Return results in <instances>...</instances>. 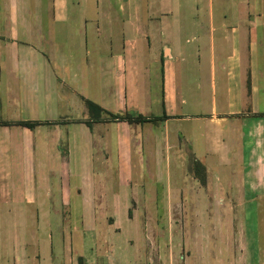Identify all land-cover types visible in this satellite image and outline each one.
<instances>
[{"label": "crops", "instance_id": "crops-1", "mask_svg": "<svg viewBox=\"0 0 264 264\" xmlns=\"http://www.w3.org/2000/svg\"><path fill=\"white\" fill-rule=\"evenodd\" d=\"M79 4L0 0V264H53L65 243L95 264L101 233L149 247L107 264H264V0ZM87 34L96 57L77 58ZM86 100L148 120H92ZM153 155L178 169L145 168ZM158 185L177 262L149 253Z\"/></svg>", "mask_w": 264, "mask_h": 264}, {"label": "rangeland", "instance_id": "rangeland-1", "mask_svg": "<svg viewBox=\"0 0 264 264\" xmlns=\"http://www.w3.org/2000/svg\"><path fill=\"white\" fill-rule=\"evenodd\" d=\"M92 1H94V0H80V4L78 6L79 11H82L85 13V11H90V10L94 9V7L92 6ZM87 6H89V7H87ZM110 11L111 12H117V6L115 7L114 4L112 3V7L110 8ZM89 14H93V13H89ZM56 37L58 38V41H59L63 37V34L62 33L56 34ZM72 37H74V36L72 34H70V40L72 39ZM106 37H107V35H106ZM83 40H84V38H83ZM86 42L87 43L84 45V41H82L81 49L73 52L74 55L77 56V58L80 57L81 55L85 54V52L89 58L96 57L94 52H93V50L95 48V38L93 37V35L87 34V41ZM141 55H144V57H141V58L145 59L144 64L147 63V61H146L147 56H145V53L143 52V53H141ZM95 67H97V64H95ZM145 75H146V73H145ZM145 75L141 74L142 80H145V78H146ZM192 128H194V126ZM188 159H189V156H188ZM177 162L178 161L177 160L174 161V159H172L170 162H167V161L162 162L160 159H158L157 155H153V157L149 156L146 159V162H144V166H145V168L152 169L155 172L164 171L167 169L177 170L178 169L177 167L179 166ZM190 165H191V161L189 163V167H190ZM158 179L161 180L162 178H158ZM161 185L160 186L158 185V192L156 193V198L157 197L159 198L157 200L159 203L156 206V209L150 210V211L149 210L145 211V214L150 215L151 218H154V216H155V218H157V220H156L157 221L156 222V234L154 237V241H152L151 243L149 242V245L151 246V248L153 247L154 249L152 248L153 251L150 249L149 253L152 255H155L154 258L157 257V259H159V255L162 253V255L160 257L162 259L166 260L167 249L165 250V248H166V246H169L168 247L169 251H172L173 255H174L172 260L174 262H177L179 260L178 255L180 253L179 247H178V242H177L178 241V224L180 223V220L178 217H176L177 223H176V227H175V229H176L175 235L171 234L172 233L171 232L170 236H168V241H165L164 235L166 234L165 238H167L168 231L170 232V228L171 229L173 228L172 224H170L171 223L170 218L172 216H178V211H172L170 209L167 210L165 208L164 202H166L165 201L166 195L164 194V192H166V189ZM153 190H154V188H152V187L149 188L148 192L150 194V197H151V194H153V197H154ZM186 192H188L187 188H186ZM187 195H189L188 197L190 198L189 204L192 203L193 201H195V194L193 191L190 192V194L187 193ZM136 196H137V198H141V192H138V195H136ZM174 201L175 200H171V202H174ZM198 202L199 201H197V203ZM114 212L116 213V216L118 218V211H114ZM139 212L137 210L136 211L135 210L134 211L129 210L128 215H132L134 213L137 216V215H140ZM189 212L190 211H185V213L187 215H189ZM108 213H110V211H108ZM101 214H103V213H100V215ZM101 218H100V223H103L104 220L103 219L101 220ZM114 218L115 217L109 216L108 221H112V220H114ZM106 225L107 224H105V225L99 224L97 226L106 230V229H108L106 227ZM185 228L187 229L186 233L191 238L193 230L195 229V223L192 222L190 225H187ZM101 235H104L103 239H101L100 236H97L96 241L91 242L92 246L86 252V254H87L86 256L88 257L89 261L94 262L95 264H107L109 262H114V261H115V263L116 262L119 263V262L124 261L126 259L129 261H133V260L135 261L136 258H138L137 257L138 254L141 255L143 253V251H145V250L147 251L149 248L148 243H145V242L138 241V243H135L136 246L128 245L126 243L124 245L123 242L121 241L122 239L120 238V236H115L116 238H113L111 240V239H107L106 233H101ZM98 237H100V238H98ZM66 244L67 243H65L64 246H61V248L59 249V253H58L57 258L53 264H70V261L67 258L68 250L67 249L65 250ZM121 244L127 248L122 249ZM163 249L165 251H163ZM79 258H81V260ZM154 258L151 260L154 261ZM76 261L78 264H85V262H84L85 258H83V257H77ZM145 261H147V259L144 260L143 262H145ZM156 261H158V260H156Z\"/></svg>", "mask_w": 264, "mask_h": 264}, {"label": "trees", "instance_id": "trees-1", "mask_svg": "<svg viewBox=\"0 0 264 264\" xmlns=\"http://www.w3.org/2000/svg\"><path fill=\"white\" fill-rule=\"evenodd\" d=\"M86 105L90 111V117L91 119H96V120H100L102 118H104V120H116V119H124L127 120L129 122L131 121H136V122H143L145 120H148L146 117L142 116V115H132L130 113H112L109 111L104 110L102 107H100L99 105H96L94 102L86 100ZM104 114V116H103ZM161 118H163V116H161ZM160 118V119H161ZM21 124H24L26 126H32L33 123L32 122H28V121H21ZM190 170L193 171L194 175L196 177H198V179L200 181H204V165L196 160V159H192L191 161V165H190ZM81 260V258H79Z\"/></svg>", "mask_w": 264, "mask_h": 264}]
</instances>
